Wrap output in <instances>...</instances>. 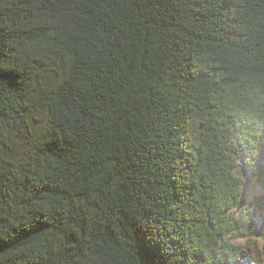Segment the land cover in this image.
Segmentation results:
<instances>
[{
    "label": "trees",
    "instance_id": "trees-1",
    "mask_svg": "<svg viewBox=\"0 0 264 264\" xmlns=\"http://www.w3.org/2000/svg\"><path fill=\"white\" fill-rule=\"evenodd\" d=\"M234 139L264 152V0H0V264H229Z\"/></svg>",
    "mask_w": 264,
    "mask_h": 264
},
{
    "label": "rangeland",
    "instance_id": "rangeland-1",
    "mask_svg": "<svg viewBox=\"0 0 264 264\" xmlns=\"http://www.w3.org/2000/svg\"><path fill=\"white\" fill-rule=\"evenodd\" d=\"M39 119L37 128L42 129L46 122L45 110H41ZM233 143L243 148L240 155L235 156L232 169L234 176L241 180L239 203L233 209V215L241 222L251 223L257 233L228 236V241L239 249V256L229 264H258V253L264 252V152L251 158L241 142L234 139ZM258 198L259 202H256ZM259 264H264V261Z\"/></svg>",
    "mask_w": 264,
    "mask_h": 264
},
{
    "label": "clouds",
    "instance_id": "clouds-1",
    "mask_svg": "<svg viewBox=\"0 0 264 264\" xmlns=\"http://www.w3.org/2000/svg\"><path fill=\"white\" fill-rule=\"evenodd\" d=\"M257 261H258V264L260 261H264V252L258 253Z\"/></svg>",
    "mask_w": 264,
    "mask_h": 264
}]
</instances>
